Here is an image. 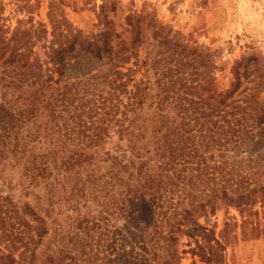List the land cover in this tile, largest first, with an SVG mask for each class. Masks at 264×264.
I'll return each instance as SVG.
<instances>
[{"label": "trees", "instance_id": "1", "mask_svg": "<svg viewBox=\"0 0 264 264\" xmlns=\"http://www.w3.org/2000/svg\"><path fill=\"white\" fill-rule=\"evenodd\" d=\"M49 15L50 31L41 22L18 24L6 36L0 24V162H13L36 199L0 198V263L34 264L44 238L58 235L52 251L41 250L42 264H106L81 234L99 221H68L62 201L74 211L80 200L112 199L126 213L129 249L145 247L148 264H178L177 234L193 213L205 215L207 206L213 213L218 200L242 217L255 211L257 195L264 205V168L254 165L264 150V96L261 104L254 87L234 95L236 81L216 92L205 72L187 77L196 56L181 51L173 63L164 56L126 66L137 35L129 46L117 42L105 69L60 83L49 63L63 73L64 52L79 45L102 58L111 47ZM41 40L43 56L34 50Z\"/></svg>", "mask_w": 264, "mask_h": 264}, {"label": "rangeland", "instance_id": "2", "mask_svg": "<svg viewBox=\"0 0 264 264\" xmlns=\"http://www.w3.org/2000/svg\"><path fill=\"white\" fill-rule=\"evenodd\" d=\"M3 9L0 24L9 27L5 35L16 25L29 26L44 23L50 31V15L56 19L66 18L81 30L82 38L106 44L110 52L102 58L80 50L63 53L65 66L59 73L49 63L52 74L60 77V83L71 82L81 74L105 69L114 51L123 40L130 45L134 35L139 42L125 51L130 54L126 66L135 59H146L151 65L154 59L181 54L191 59L186 65L188 78L200 77L205 72L216 92L227 91L233 82H239L234 95L242 88L254 87L257 98L264 96V0H0ZM155 32H157L155 36ZM166 42H162L163 39ZM38 41L34 47L43 56L44 47ZM175 49V50H174ZM181 51V52H180ZM180 52V55L177 54ZM207 61L208 63H204ZM143 66L135 76L139 78ZM153 68L151 81L154 77ZM260 80V81H259ZM204 81V79H203ZM196 82V80H193ZM154 86V83L152 84ZM256 167L264 168V150L256 153ZM20 172L13 162H0V198L8 195L16 204L23 201L35 203L28 194L26 184H20ZM29 190V189H28ZM36 191H38L36 189ZM45 197V193L43 192ZM257 201L250 214L240 215L236 206L218 200L213 213H193L184 225L185 231L178 235L175 247L180 254L178 264H264V205ZM112 199L100 198L79 201L78 209L71 210L62 201L59 209L68 221L89 218L99 224L83 229L81 234L89 239L86 249L97 254L96 260L106 264H148L151 253L141 245L129 249L126 213L111 206ZM110 206V207H108ZM51 217L55 216V211ZM7 216V215H6ZM50 217V218H51ZM247 221L243 225L242 219ZM8 217V226L10 225ZM229 225L222 231L224 222ZM77 221L72 222L75 224ZM1 230V229H0ZM75 230V229H74ZM91 235V236H90ZM58 235L44 238L39 246L34 264H42L44 253L52 251ZM3 243H0V248ZM41 250L45 251L41 254ZM74 252V249L73 251ZM157 252H161L158 249ZM94 256V255H93ZM0 264H7L2 260ZM69 264H73L70 262Z\"/></svg>", "mask_w": 264, "mask_h": 264}]
</instances>
